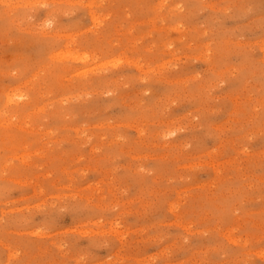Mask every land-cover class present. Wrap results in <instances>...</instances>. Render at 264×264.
Segmentation results:
<instances>
[{"label": "rangeland", "instance_id": "rangeland-1", "mask_svg": "<svg viewBox=\"0 0 264 264\" xmlns=\"http://www.w3.org/2000/svg\"><path fill=\"white\" fill-rule=\"evenodd\" d=\"M0 264H264V0H0Z\"/></svg>", "mask_w": 264, "mask_h": 264}]
</instances>
